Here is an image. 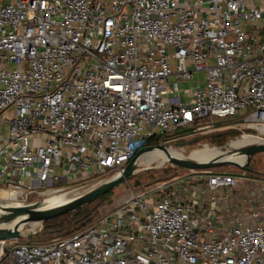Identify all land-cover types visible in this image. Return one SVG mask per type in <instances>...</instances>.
Returning <instances> with one entry per match:
<instances>
[{
  "label": "built area",
  "instance_id": "built-area-1",
  "mask_svg": "<svg viewBox=\"0 0 264 264\" xmlns=\"http://www.w3.org/2000/svg\"><path fill=\"white\" fill-rule=\"evenodd\" d=\"M232 117L264 134V0H0L3 199L93 186L151 136ZM190 171L56 241L0 240V261L264 264V180Z\"/></svg>",
  "mask_w": 264,
  "mask_h": 264
},
{
  "label": "rangeland",
  "instance_id": "rangeland-1",
  "mask_svg": "<svg viewBox=\"0 0 264 264\" xmlns=\"http://www.w3.org/2000/svg\"><path fill=\"white\" fill-rule=\"evenodd\" d=\"M182 87H188V84L185 83L184 85H182ZM204 121H209V118L205 117L200 120V122H204ZM214 121L217 123L221 122L218 125V129L207 132L205 131L203 133L194 132V133H190L189 135H184L181 134L180 132H176L171 139L165 140V142L162 143H164L167 148L172 146L177 150H183V153L186 156H188V154L192 150L201 148L202 146L208 143L209 146H215L224 152L235 151L236 147H232L230 143L232 140H235L238 137L244 135L242 134L243 133L242 131H239L240 133L237 135L228 134L225 137H223V139L221 140H219V137L215 136V134L226 130H232L231 126L235 125L236 122L242 121V119L236 117L225 118V119L215 118ZM4 128H6V126ZM243 131L244 133H249L251 135H255L264 139V134H260L257 129H250ZM203 136L205 137L201 138ZM199 137H200L199 141H195L196 138ZM211 140L214 142H211ZM189 142L192 143L188 144ZM250 163H252V165L255 167L256 169L255 172H250L248 170L241 169L240 167L234 164H222L219 166L210 167L208 170L213 173L233 174L235 176H238V178L240 177L261 178L264 180V152L253 154L247 165L249 166ZM137 170L138 171L134 176L130 177L128 180L120 183L118 186L114 187L113 189L101 195L99 197L98 204L95 205L97 209L92 210L86 221H80L74 224L75 231L85 229L88 226L101 220L102 217H104L108 213V211H110L111 209H113L122 202L123 198H125L129 194L130 189L142 188L143 186L152 185L160 181H168L177 178L185 173L191 172L190 169L173 165L168 160H157L149 165L138 164ZM106 176H108V174ZM248 182L249 181H246L247 184ZM76 187H80L79 190L82 192L83 189L86 190L88 189V187H91V185L89 184L85 186L78 185ZM45 197L47 196L36 197L34 195H31L27 198L25 203L41 200ZM15 201L24 202V200L21 199ZM92 203H95V201H93ZM40 226H41L40 224L26 225L25 232H30V231H37V232L30 238H25V237L18 238L16 243L30 242L31 244H44V243L56 241L65 236L64 230L43 232L39 230Z\"/></svg>",
  "mask_w": 264,
  "mask_h": 264
},
{
  "label": "water",
  "instance_id": "water-1",
  "mask_svg": "<svg viewBox=\"0 0 264 264\" xmlns=\"http://www.w3.org/2000/svg\"><path fill=\"white\" fill-rule=\"evenodd\" d=\"M191 143L192 142H189L188 144ZM167 149L166 145L162 143L144 146L123 166L119 173L112 177L107 178L82 192L79 190L80 187H75L55 194H66L68 196V199L64 203L57 206L42 208L44 201L53 195L28 203L0 198V240L18 239L22 237L29 238L36 231L25 232L26 225L31 223L40 224L41 226L39 230H42L44 228L42 225L43 221L62 214L71 213L92 203L104 193L134 176L138 171V158L143 153L153 150H162L168 155L167 160L171 164L188 169H209L210 167L222 164H234L241 169L248 170L247 164L252 155L264 152V141L238 148V151L246 157L245 162L242 164L221 157H214L207 161H196L191 158H177L170 155ZM230 153L232 152L230 151ZM0 264L5 263L0 261Z\"/></svg>",
  "mask_w": 264,
  "mask_h": 264
},
{
  "label": "bare ground",
  "instance_id": "bare-ground-1",
  "mask_svg": "<svg viewBox=\"0 0 264 264\" xmlns=\"http://www.w3.org/2000/svg\"><path fill=\"white\" fill-rule=\"evenodd\" d=\"M260 131L264 132V128L261 127ZM263 141H264V139H262L258 136L251 135V134H244V135L238 137L237 139L231 141L230 145L232 147H236V150L233 151L232 153H230V152L226 153V152L222 151L221 149H219L215 146H209L208 145L209 143L205 144L201 148H197V149L192 150L188 154V156H186L183 153V150H177V149L173 148L172 146L168 147L167 151L170 155L177 157V158H191V159L196 160V161H207V160L214 158V157H217V158L221 157L223 159L233 160L235 162L242 164L245 162L246 157L244 154H242L238 151V148L243 147V146H247L249 144L260 143ZM167 159H168V155L164 151L153 150V151H149V152L141 154L138 158V164L149 165V164H152L154 161L167 160ZM52 195L53 196L49 195L51 197H49L48 199H46L44 201L42 208H49V207L57 206L59 204L64 203L68 199V196L66 194H59V195L52 194ZM14 197H15V193H6V192L0 193V198H11V199H13ZM33 224H36V223H31V225H33Z\"/></svg>",
  "mask_w": 264,
  "mask_h": 264
},
{
  "label": "trees",
  "instance_id": "trees-1",
  "mask_svg": "<svg viewBox=\"0 0 264 264\" xmlns=\"http://www.w3.org/2000/svg\"><path fill=\"white\" fill-rule=\"evenodd\" d=\"M239 133H240L239 130L232 129V130H226V131L219 132V133L215 134V136L219 137V140H221V139H223V137H225L228 134L237 135ZM204 137L205 136H203L201 138H204ZM166 139H167V137H164L161 139V137H159V136H151L147 139L146 145H148V146L156 145V144H159L160 142L161 143L165 142ZM199 139H200V137L196 138L195 141H199ZM211 142H214V141L211 140ZM219 142H221V141H219ZM162 144H164V143H162ZM248 171H250V172L256 171V169L252 165V163H250V165L248 166ZM98 202H99V198L97 200H95V203H90V204H88V205H86V206H84L78 210H75L71 213L62 214L60 216H57V217H54L51 219H47V220L42 222V225L44 226V228L40 231L52 232V231L64 230L65 236L69 235L72 232H75L74 224H76L80 221H86L88 219V216L92 212V210L97 209V207L95 205L98 204ZM34 234H32L31 236H33Z\"/></svg>",
  "mask_w": 264,
  "mask_h": 264
},
{
  "label": "crops",
  "instance_id": "crops-1",
  "mask_svg": "<svg viewBox=\"0 0 264 264\" xmlns=\"http://www.w3.org/2000/svg\"><path fill=\"white\" fill-rule=\"evenodd\" d=\"M221 122L217 123V125H219Z\"/></svg>",
  "mask_w": 264,
  "mask_h": 264
}]
</instances>
